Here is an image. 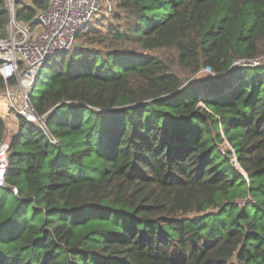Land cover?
<instances>
[{"label":"trees","instance_id":"1","mask_svg":"<svg viewBox=\"0 0 264 264\" xmlns=\"http://www.w3.org/2000/svg\"><path fill=\"white\" fill-rule=\"evenodd\" d=\"M47 5L0 0V39L12 12L35 25ZM113 13L122 25L88 24L33 89L58 142L20 119L0 264H264V0H116ZM164 49L176 59L152 53ZM6 131L0 116V144Z\"/></svg>","mask_w":264,"mask_h":264},{"label":"built area","instance_id":"2","mask_svg":"<svg viewBox=\"0 0 264 264\" xmlns=\"http://www.w3.org/2000/svg\"><path fill=\"white\" fill-rule=\"evenodd\" d=\"M115 2L48 0L47 7L37 12L35 25L15 22L14 16L11 17L9 37L0 39V76L5 81L0 89V116L7 127L0 144V183L7 166V150L21 131V118L42 128L53 144L58 142L48 132L47 115L39 114L31 100L41 67L58 53L70 50L77 33L89 23L111 14ZM242 63L255 66L260 60Z\"/></svg>","mask_w":264,"mask_h":264},{"label":"rangeland","instance_id":"3","mask_svg":"<svg viewBox=\"0 0 264 264\" xmlns=\"http://www.w3.org/2000/svg\"><path fill=\"white\" fill-rule=\"evenodd\" d=\"M27 1H28V3L31 2V0H27ZM113 12H114V10H113ZM112 13L109 14L108 16H102L101 18H99V20H96L97 24H101L100 25L101 29H103L104 31L107 30L109 24L118 25V26L123 24V20L121 21L118 18H115V15H114L115 13H113V14ZM95 22L89 23V26L96 25ZM9 34H10V31H9ZM81 45H82V41L80 40V38L76 37V40H75V42H74V44H73V46H72V48L70 50H72V49H74L76 47H80ZM152 53L155 54V55L160 56L161 58H163L164 60H166L169 63L174 61L176 59V55H177L176 50H173V49L155 50ZM59 54H61V53H58L56 55V60H60L61 56ZM261 59L264 61V55L261 56ZM53 63H54V58L48 60L47 63L41 67L40 75L37 78L36 84H35V87H34V90H35L34 92L35 93H37L39 90H42V89L46 88V86L48 84V81H49L48 80L49 79V75L51 73V65ZM176 69L179 72V74L182 75L184 80L191 81V83L195 82L197 80L209 77V76H211V74H213L209 69H203V70H201V72H199L197 74L186 76L181 71V69H179V68H176ZM201 91H203V90L201 89ZM27 129H28V127H24L23 128V132H26Z\"/></svg>","mask_w":264,"mask_h":264},{"label":"crops","instance_id":"4","mask_svg":"<svg viewBox=\"0 0 264 264\" xmlns=\"http://www.w3.org/2000/svg\"><path fill=\"white\" fill-rule=\"evenodd\" d=\"M0 108H2V106H0ZM7 113V110L6 109H4L3 111H2V114H6Z\"/></svg>","mask_w":264,"mask_h":264},{"label":"water","instance_id":"5","mask_svg":"<svg viewBox=\"0 0 264 264\" xmlns=\"http://www.w3.org/2000/svg\"><path fill=\"white\" fill-rule=\"evenodd\" d=\"M14 16L13 12H12V17ZM2 183V182H1Z\"/></svg>","mask_w":264,"mask_h":264}]
</instances>
